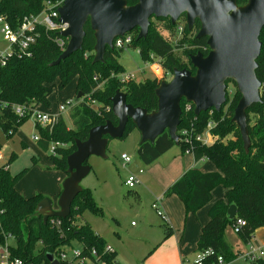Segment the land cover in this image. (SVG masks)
<instances>
[{
    "label": "trees",
    "instance_id": "16d2710c",
    "mask_svg": "<svg viewBox=\"0 0 264 264\" xmlns=\"http://www.w3.org/2000/svg\"><path fill=\"white\" fill-rule=\"evenodd\" d=\"M46 0H0V17H3L13 28L19 26L26 16L38 15L43 10ZM128 5H135L137 0H126ZM248 0H237L243 6ZM185 20V16L182 18ZM161 20V19H160ZM163 20V19H162ZM174 35L175 26L170 20H165ZM200 30L197 22L193 32H189L185 25L183 39L174 44L164 38L158 31H153V24L146 39L137 41L133 36V44L138 47L139 54L145 62H153L151 55L160 59L166 73L173 74L174 69L188 68L175 57L176 50H185L186 43L195 46L196 52L207 55L209 48L206 39L197 40L196 33ZM138 33V30H135ZM86 37L83 49L57 66H51L63 53L57 42L61 39L57 32H46L38 27L35 31L36 43L33 46L32 56L19 57L13 53L6 60L4 66L0 63V129L8 136H12L27 122L29 118L19 119L13 113V106L28 105L50 107L49 97L57 90L65 89L71 82L77 81L76 96L91 95L99 104L98 112L91 106L81 101L70 109L71 119L76 129L67 130L61 116L52 134L40 130L41 138L38 147L49 152L52 142L65 144L64 148H57L56 155L50 158L55 170L66 174L67 158L76 151L75 140L85 141L91 128L104 125L110 121L117 125L113 116L110 99L117 91H122L127 96V103L134 108H143L151 113L157 109L155 90L160 81L147 79L136 83L129 79L121 83L119 75L125 73L124 67L118 62L116 49H107L105 62L94 64V33L88 25L85 26ZM189 34V35H188ZM191 36L187 38L186 36ZM262 52L258 59L257 78L264 83V28L261 32ZM191 55H188L190 57ZM190 61H189V65ZM193 73L195 72L192 70ZM97 77V80L94 78ZM229 84H232L229 82ZM101 85L102 88L96 90ZM234 85V84H233ZM235 87V85H234ZM236 88V87H235ZM241 96L235 90L232 98L227 97V103L221 112L214 110L202 113L196 117L191 112H185V101H182L183 110L181 125L178 133L184 129L193 128L194 132L202 133L209 123L213 124L210 132L214 142L204 145L194 141L191 146L179 141V147L185 153L190 150L195 161L206 160L217 169L215 172L202 173L198 170H189L176 183L167 189L165 197L175 196L180 200L185 209V215H197L199 211L208 206L213 200V191L221 187L225 190L223 199L216 202L209 210V221L201 228L197 241L196 253L213 250L214 256H221L225 262L238 257L233 254L232 248L225 240L228 227H234L237 220L244 221L238 237L244 244L251 242L258 229L264 226V103L254 105L247 111L248 133L251 140L250 149L244 150L241 135L236 124L232 122L234 110ZM264 102V98L262 99ZM110 108L106 111L105 108ZM135 126L129 122L124 137ZM136 129V128H135ZM232 133L233 138L225 140ZM175 143L170 139L168 132L157 138L154 144L149 142L140 144L138 156L146 165H151L162 155L172 149ZM13 157L10 159V163ZM9 164L0 168V225L5 234L15 237L17 248L15 255L26 261L36 264H49L47 255L70 243L72 240L83 242L88 248L103 249L105 242L92 230L88 224H80L81 216L86 211L103 215V211L95 202L92 191L83 189L74 201L71 214L63 220L64 236L44 224L41 218L32 217L36 213L38 204L45 198L35 195L23 197L17 190L18 183L27 173V169L17 176H12ZM67 176V174H66ZM236 206L237 215L233 220L228 217V210ZM167 226V225H165ZM171 230L167 228L165 239ZM4 238L0 234V245ZM212 257L209 262H213ZM253 264H264V259Z\"/></svg>",
    "mask_w": 264,
    "mask_h": 264
},
{
    "label": "water",
    "instance_id": "95a60500",
    "mask_svg": "<svg viewBox=\"0 0 264 264\" xmlns=\"http://www.w3.org/2000/svg\"><path fill=\"white\" fill-rule=\"evenodd\" d=\"M59 22L68 29L60 36L68 39V45L57 61V66L83 49L85 26L94 33V64H103L107 49L114 50V40L138 30L137 41L146 39L151 20H170L175 26L185 16L187 29L193 32L196 23L200 30L197 40L206 39L209 52H198L189 57L191 70H173L170 81H162L155 90L157 109L134 108L127 103V96L117 91L110 99L117 125L108 121L90 129L85 141L76 139V151L67 158V177L57 201L44 198L37 206L34 218L47 224L49 218L67 219L71 208L82 192L81 182L91 168L90 157L107 159L109 140L122 139L129 122L141 135L140 144H154L157 138L168 132L170 139L179 145L178 129L181 125L182 101L194 106V115L214 110L221 112L227 103V87L234 84L241 96L232 118L239 129L244 150L248 153L251 140L248 133L247 111L254 105H262V83L257 78L258 59L262 52L261 32L264 28V0H248L239 6L237 0H137L128 5L126 0H62ZM194 70L195 72L193 73ZM82 97L80 93L78 99ZM236 206L228 210L233 220ZM48 261L53 255H47Z\"/></svg>",
    "mask_w": 264,
    "mask_h": 264
},
{
    "label": "rangeland",
    "instance_id": "374dc122",
    "mask_svg": "<svg viewBox=\"0 0 264 264\" xmlns=\"http://www.w3.org/2000/svg\"><path fill=\"white\" fill-rule=\"evenodd\" d=\"M151 22L153 24V31H158L167 40H174L173 36L170 34L171 29L167 21L152 19ZM131 34L133 36H138L136 31ZM188 35L186 36L187 38L191 37ZM181 39H183V37ZM8 49L9 44L3 40L0 34V57L7 53ZM185 50L187 51L176 50L175 57L190 68L191 66H188V55H196V48L195 46H190L187 42ZM116 51L117 53L115 56L125 69V73L122 74L124 80L125 77L131 76L136 83L144 82L147 79H156L159 81L161 72L154 71L147 66V62H145L139 54L138 47L131 45L124 51ZM122 75H119L118 78L120 79ZM171 79L172 76H168L166 81H170ZM76 87L77 81L75 80L65 89L55 91L49 98L51 104L49 112H44L56 114L59 105L64 103L69 104L73 102V100L78 102V100L84 99L83 97L80 99L77 98L80 93L76 96ZM233 87L234 86L231 84L230 89H233ZM40 107L48 108L42 105ZM69 109L70 108H67L62 114L65 126L67 130L76 129L71 119ZM93 110L96 109L93 108ZM232 135L233 134L230 133L225 140L232 139ZM35 136L41 138V133L32 116L10 137L0 129V168L9 164L10 159L13 157L9 165L12 176H17L27 169V173L18 183V192L26 198L35 195H42L45 198H49L54 202V208L57 209L56 204L58 198L52 195V188L54 181H57L55 175H63V173L54 169L50 153H46L38 147L37 142L33 139ZM140 142L141 135L135 128L130 129L128 134L122 139H110L106 153L107 159L104 160L95 156L90 157L87 161V165L90 166L91 172L81 182V187L83 189L87 187L91 188L95 202L103 211V215L86 211L81 216L79 223L88 224L95 233L101 234L105 238L107 245L112 246L116 250L119 263L120 248L123 259L127 261L134 257L140 258L142 255H144V257L152 256L154 248L152 247L149 249L148 241H163L165 239V229H167L163 224V220L150 202L148 197L149 192L146 190V187H148L147 184H142L143 187L139 185L133 190L128 189L125 185L127 174L120 165L122 154L128 155L132 161L131 164L127 166L131 174L135 175L139 169H143L145 172L142 175V180L143 182H148V165L143 163L138 156ZM178 149L179 147H175L174 152ZM167 159L168 157L163 160L162 163ZM64 181L61 182V185H63ZM141 188L145 189L148 196L143 194V196H140L139 200L136 194L139 193ZM145 226H149V228L138 235L137 230L144 229ZM226 230L229 233V242H226L232 248L233 254L236 255L238 252L246 253L248 247L239 239L234 228L228 227ZM169 252L172 251L167 250V253L164 252L163 254H159L156 257V261L159 262L166 259L169 256ZM194 254L195 253H191V256L187 257L185 260L186 264L192 263ZM225 264L253 263H250L239 255L225 262Z\"/></svg>",
    "mask_w": 264,
    "mask_h": 264
},
{
    "label": "built area",
    "instance_id": "2783aa9c",
    "mask_svg": "<svg viewBox=\"0 0 264 264\" xmlns=\"http://www.w3.org/2000/svg\"><path fill=\"white\" fill-rule=\"evenodd\" d=\"M63 6L62 0H46L43 4V10L38 15H30L24 17L19 26L13 28L3 17H0V34L3 37V40L9 44L8 52L0 57V63L2 66L6 64V60L13 53H17L18 56L21 57H31L32 56V48L36 43L35 31L38 27L43 28L46 32H57L59 35L62 32H65L68 29L66 24L59 22V9ZM185 25L186 20H179L175 24V31L173 39L169 40L176 44L181 40L185 35ZM61 37V36H60ZM59 45L63 50L66 49L68 45V39L61 38L57 39ZM133 44V35L131 33L126 34L123 37L117 38L114 40L113 46L114 49L119 51H124L128 47ZM151 60L153 62H148L147 66L154 70L160 71L159 81H166L168 76H173L170 73H166L162 69V63L160 59L155 58L151 55ZM129 79H133L131 76H127V78L123 75L120 76V82L125 83ZM97 80V77L94 78ZM134 80V79H133ZM169 81V80H168ZM231 84H228L227 87V97L232 98L235 95L236 88L230 89ZM232 86H234L232 84ZM102 86L99 85L96 90L101 89ZM260 97L264 98V83H262L260 88ZM81 101H85L86 104L95 108L98 112L99 104L96 100L91 98V95L86 96V99H82ZM81 101L73 100V102L69 104H62L58 107V112L56 114H51L48 112H42L39 110V106H36L34 103H30L28 105H16L13 106L12 110L15 116L19 119L30 118L31 116L35 119L36 126L52 134L55 127L58 124L59 118L62 114L67 110V108H73L78 105ZM69 109V110H70ZM112 109V108H111ZM106 111H109L110 108H105ZM185 112L194 111V106L190 103L185 104L184 106ZM1 112V110H0ZM183 113V110H182ZM213 127L212 123H209L206 128L202 131V133H195L193 128L184 129L180 132L179 141L185 142L187 145L191 146L194 141L200 142L204 145L209 144L208 135H211V128ZM212 136V135H211ZM34 141H40L39 136H35ZM214 142V140H213ZM65 144L60 142H52L49 147V153L53 156L56 155L57 148H64ZM185 153L192 154L190 150H187ZM1 159V155H0ZM122 167L125 168L129 164H131V159L128 155H121ZM143 174V171L140 170L138 175H129L125 180V185L128 189L133 190L137 186L141 184L139 176ZM153 208L157 211L161 219L167 222V218L162 210L158 207V202H155ZM3 212L0 211V214ZM50 224V228L59 232V234L63 237V219L60 218H50L47 222ZM244 221L237 220L234 225V230L236 233L239 232L242 226H244ZM0 234L4 238V243L0 245V264H36L33 261H26L21 257L15 255L14 250L17 248L15 237L11 234H5L2 231L0 225ZM247 252L241 254V256L249 261L250 263H256L258 260L264 259V248L257 247L253 242H249L247 244ZM53 255V260L58 262V264H117L116 262V252L115 250L109 246L105 245L103 249L98 250L95 248H88L83 242L72 240L70 243L60 247L55 254ZM215 257L213 250H206L205 252L198 253L196 255L194 264H225V260L221 256H216L213 259V262H209V260ZM43 264V263H40ZM49 264H52L51 262Z\"/></svg>",
    "mask_w": 264,
    "mask_h": 264
},
{
    "label": "crops",
    "instance_id": "0c3cea01",
    "mask_svg": "<svg viewBox=\"0 0 264 264\" xmlns=\"http://www.w3.org/2000/svg\"><path fill=\"white\" fill-rule=\"evenodd\" d=\"M49 108L39 106V110L42 112L44 111L49 112ZM57 112H58V108H57ZM208 139L210 142L209 144H212L215 138H213V136L211 135H208ZM175 147H179V146H174L172 149H170L168 152L162 155L157 161H155L153 164L148 166L149 169L148 170L149 175L147 178L148 182L145 181L143 182L142 180V175L145 172L143 169H139L138 172H136V174L134 173L135 175H138L140 170L143 171V174L139 176L141 181L140 185L146 183L148 186L146 187V190L149 192V196H148L145 189L141 188V190H139V193L136 194L138 199L140 200V196L141 195L143 196V194H145L149 197L152 205L155 202H158L159 209L162 210V212L165 214L167 218V222L163 221V224L167 225L166 227L169 228L172 233L167 239H164L161 242L160 241L153 242L151 240L148 241L149 249L152 247L154 248L153 249L154 253L152 256L150 255L144 257V255H142L140 258L134 257L133 259L127 261L123 259L122 251L120 248V263H119V257H117L116 250L111 246L116 252L117 264H186L185 260L187 259V257L191 256V253H195L193 261L191 263L194 264L197 255L196 246L199 236L201 234V228L208 223L209 210L216 202L223 199L225 195V190L221 187L216 188L212 193L213 200L208 206H206L201 211H199L197 215L186 216L184 206L180 202V200L175 196L165 197L164 193L167 191L169 187H171L174 183H176L189 170H198L202 173H211L217 171V169L209 161L206 160H201L198 162L195 161L194 156L192 154L183 153L180 147L176 152H174ZM167 157L168 159L162 163V161L165 160ZM120 165L121 168L126 172L127 176L131 175V172L128 170L127 167L125 168L122 167L121 158H120ZM55 176L57 178V181H54L53 183L52 195L55 198H59L62 191L61 182L64 181L67 176L64 173L63 175L56 174ZM87 189L91 190L90 187H87ZM148 228L149 226L148 227L145 226L144 229L137 230V234L139 235L140 233H143L144 230ZM166 232L167 229H165V235ZM96 234L107 245L105 238L99 233ZM228 235L229 233L226 230L225 240L227 242H229ZM252 242L257 247L264 248V226L256 231ZM245 245L247 247V244ZM167 250H171L172 252H169V256L166 259L157 262L156 257L159 254H163L164 252L167 253ZM238 254L240 253L238 252ZM241 254H243V252Z\"/></svg>",
    "mask_w": 264,
    "mask_h": 264
},
{
    "label": "bare ground",
    "instance_id": "6f19581e",
    "mask_svg": "<svg viewBox=\"0 0 264 264\" xmlns=\"http://www.w3.org/2000/svg\"><path fill=\"white\" fill-rule=\"evenodd\" d=\"M53 209H54V210H56V211L58 210V208H57V209H55L54 207H53ZM49 220H50V218L48 219V221H49ZM63 220H64V219H63ZM48 221H47V222H48Z\"/></svg>",
    "mask_w": 264,
    "mask_h": 264
}]
</instances>
